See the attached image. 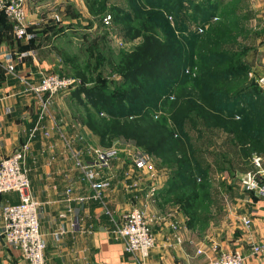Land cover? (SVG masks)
<instances>
[{
	"label": "trees",
	"instance_id": "obj_1",
	"mask_svg": "<svg viewBox=\"0 0 264 264\" xmlns=\"http://www.w3.org/2000/svg\"><path fill=\"white\" fill-rule=\"evenodd\" d=\"M117 1L84 0L97 28L107 26L102 20L107 14L116 35L135 44L118 52L111 65L115 78L105 79L97 69L90 85L71 91L82 106L85 98L94 112L86 107L81 123L101 144L104 138L110 141L122 137L149 155L163 156L159 164L169 169L162 191L164 200L179 205L191 223L203 221L209 218L208 207L214 199L212 173L232 174L234 169L246 172L248 156L264 151V117L255 112L251 119H239L243 105L251 103L252 92L259 96L263 113L264 99L256 84L246 79L248 68L241 57L247 46L231 48L235 39L258 37L257 32L245 27L250 11L238 8L239 0ZM240 9L245 16L240 15ZM4 20L0 14V35L8 26ZM54 28L50 33L72 30L73 26ZM104 30L102 40L107 35ZM28 31L33 33L32 38L19 48L37 46V30L28 27ZM96 62L100 64L98 59ZM187 66H196L198 74H185ZM235 78L240 82L234 91L223 86L224 80ZM180 87L182 94L170 106L169 121L180 131L175 139L166 119L153 121L149 111L157 109L159 98L168 101L173 90ZM100 112L106 119L97 117ZM93 115L98 124L92 122ZM171 152L175 160L168 159ZM220 184L227 190L232 187L231 183Z\"/></svg>",
	"mask_w": 264,
	"mask_h": 264
},
{
	"label": "crops",
	"instance_id": "obj_2",
	"mask_svg": "<svg viewBox=\"0 0 264 264\" xmlns=\"http://www.w3.org/2000/svg\"><path fill=\"white\" fill-rule=\"evenodd\" d=\"M237 7L250 11L249 22L255 24L264 18V0H239ZM27 18L26 12L27 27L33 29ZM23 43L12 38L9 25L0 35V154L7 155L27 142L22 165L29 182L28 192L40 204L44 264H136L133 256L123 251L122 242L114 233L122 214L132 206L144 211L154 236L149 264H208L219 249L238 251L243 264H264V255L256 256L249 250L250 240H264V197L243 191L241 181L230 190L224 187L220 194L223 212L220 233L212 229L209 218L191 223L179 205L149 197L156 180L153 173L136 170L121 149L109 169L99 170L100 177L108 182L101 199L88 197L78 201L79 196H88L89 190L74 161L75 158L93 161L95 145L83 142L81 134L68 135L58 123L61 118L56 115L57 93L50 97L49 114L38 121L36 103L24 91L22 80L36 81L41 72L57 68L60 59L52 54L42 56L39 46L28 48L32 49L33 58L29 55L17 58L28 50L19 48ZM4 53L13 57L12 74L4 68L1 60ZM34 125L37 128L33 137L27 139ZM73 137L77 143H73ZM257 155L259 168L248 166L246 170L264 182V151ZM2 199L14 202L17 196L7 193ZM242 216L250 220L248 228L241 223ZM61 228L64 232L56 233ZM0 264L27 263L19 250L7 246L0 237Z\"/></svg>",
	"mask_w": 264,
	"mask_h": 264
},
{
	"label": "rangeland",
	"instance_id": "obj_3",
	"mask_svg": "<svg viewBox=\"0 0 264 264\" xmlns=\"http://www.w3.org/2000/svg\"><path fill=\"white\" fill-rule=\"evenodd\" d=\"M110 2L118 1L110 0ZM25 10L28 15L27 21L32 24V28H35L38 32L35 43L40 47V54L42 56L52 54L53 56L58 57L60 59L59 65L57 68L53 69V71H58L61 74L77 80L75 85L70 87L67 91L58 92L56 94V115H60L61 118L58 123L65 127L68 135H73L74 133L81 134L80 136L82 137L83 142L90 145L94 144L98 149L119 147V149L125 151L122 152V154L128 161H131V156L135 154L148 157L147 159L152 165V172L149 173H153L152 177L156 179L152 186L149 185V187L151 186L153 188V191L148 193L149 197H158L161 200L160 203L175 205L176 203H172L171 199L164 200L165 197L162 194V191L166 186L164 180L169 174V169L159 164L163 156L149 155L140 150L132 140L124 139L122 137L114 138L110 141L104 138L103 144H101L102 142L99 143L98 137L88 130L86 124L84 126L81 123V117L83 116L86 107H88L89 112L94 114L92 107L85 98L81 101L82 104L84 103V106H82L81 103H78L74 99V96L71 95V91L80 86L90 85L91 82L95 80L96 72L98 71L97 69H99L101 75L105 77V79L115 78L117 74L111 67L112 63L116 61L118 52L120 50H128V48L135 44L134 41H123L116 35L114 27L110 24L103 29L100 27L97 28L94 23V17L86 9L84 0H25ZM53 15H57L58 20H55ZM240 15L245 16L246 12L240 9ZM169 21H171L170 18ZM88 22H90V25H87ZM68 24L73 26L72 30L64 28L61 33H50L52 29H55L54 27ZM245 27L257 32L256 35H258V37L248 40H241L239 38L237 40L235 39L232 41L233 45L231 48L235 50L240 48L241 45L247 46V52L244 53L241 60L244 61L248 68L246 79L254 82L255 78L260 73L264 72V18H259L255 21V24L253 21L245 23ZM42 29H44L43 32ZM104 29L107 30V35L105 36L104 34L105 38L102 40L101 36L103 35V32H106ZM249 37H251L250 34ZM118 39L122 40L121 45L117 42ZM96 59L100 61V64L96 62ZM225 62L226 61L222 62V67L225 65ZM185 70H188V72H185ZM184 73L193 77L198 74V69L196 66H187L184 68ZM248 73H251V76H248ZM239 82L240 79L236 78L230 80V82L224 80L223 86L234 91V88L239 85ZM187 88L188 87H185L184 89L186 90ZM182 89V87L175 88L172 93L173 95H171V98L168 99V101L162 102L161 98H159L157 109L149 111L153 121H158L160 117L166 119L167 126L172 127L171 129L174 134L173 138L175 139L180 136V131L171 123V121H169V117H171L170 106L175 97L182 94ZM190 89L192 93H197L195 89ZM79 95L83 97L81 93ZM250 98V105L247 103H245L246 106L243 105L239 119L242 120L244 117L251 119V116L255 112L263 118L264 113L262 111L263 108L259 96L256 92H252ZM241 104L239 107L242 106ZM154 115H156V117ZM97 117L106 119L107 116L104 112H100ZM96 120L98 119L93 115L92 122L98 124ZM84 122L86 123V118ZM186 127L188 126L183 125V128ZM77 142L78 141L73 137V143ZM248 158V165L253 168L254 166L251 162L250 155ZM168 159L175 160L176 157L174 153H169ZM236 173H240V171L234 169L232 174H230V172L221 171L213 172L211 175L214 199L213 204L211 205L209 220L212 229H217L218 233H220V225L223 220V212L220 207V205H222L220 194L225 189L220 183L222 181L229 183L228 181H230L231 185H237L239 180L236 179ZM141 176V178L144 177L143 175ZM195 176L199 177L200 175L195 173ZM151 204L154 205V203Z\"/></svg>",
	"mask_w": 264,
	"mask_h": 264
},
{
	"label": "built area",
	"instance_id": "obj_4",
	"mask_svg": "<svg viewBox=\"0 0 264 264\" xmlns=\"http://www.w3.org/2000/svg\"><path fill=\"white\" fill-rule=\"evenodd\" d=\"M0 14L9 25V31L15 40L26 43L33 33L28 31L26 23L25 0H0ZM58 20L57 15H53ZM105 25L109 24V15L102 18ZM201 29H198L200 32ZM121 45L122 40H117ZM29 55L33 58L32 49L18 55L17 58ZM9 53L2 54L1 60L7 73L12 74L13 61ZM188 72V70H185ZM251 76V73H248ZM24 91L29 93L37 106L38 121L49 113L51 105L50 97L54 93L65 92L74 86L77 80L66 76L58 71L41 72L34 82L22 80ZM255 84L260 89L264 99V73L255 78ZM156 117V115H154ZM37 125H34L27 139L33 137ZM28 141V140H27ZM27 142L16 146L9 154H0V237L3 242L12 249H17L27 264H44L43 251L45 241L39 229V202L28 192L29 182L26 169L22 162ZM119 147L107 149L93 148L94 159L91 162L75 158L74 165L88 183V196H79L78 201L82 202L86 198L101 199L103 190L107 188L108 182L100 177L99 170H107L111 161L117 157ZM131 162L138 171L152 172V165L143 155H132ZM251 162L254 167L259 168L260 157L256 153H251ZM247 181L241 182L242 190L251 192L257 197H264V182L251 171H246ZM69 190L67 189V193ZM15 193L17 200L11 202L3 200L2 195ZM241 223L245 228L249 227L250 220L242 216ZM59 229L58 234L63 233ZM114 233L122 242L123 251L133 256L136 264H149L148 257L150 250L154 246V236L147 223L144 211L138 206H132L122 214L121 223L115 228ZM250 253L256 256L264 255V240L249 241ZM215 249V246L213 247ZM208 264H243L242 255L236 251L218 250L209 259Z\"/></svg>",
	"mask_w": 264,
	"mask_h": 264
},
{
	"label": "water",
	"instance_id": "obj_5",
	"mask_svg": "<svg viewBox=\"0 0 264 264\" xmlns=\"http://www.w3.org/2000/svg\"><path fill=\"white\" fill-rule=\"evenodd\" d=\"M3 29V26L0 25V31ZM236 179H238L241 182H246L248 177H247V173H236Z\"/></svg>",
	"mask_w": 264,
	"mask_h": 264
}]
</instances>
